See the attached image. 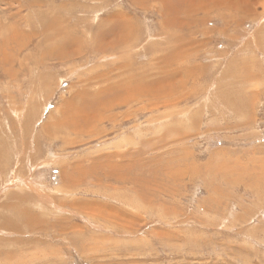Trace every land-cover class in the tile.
I'll return each mask as SVG.
<instances>
[{
	"label": "rangeland",
	"instance_id": "obj_1",
	"mask_svg": "<svg viewBox=\"0 0 264 264\" xmlns=\"http://www.w3.org/2000/svg\"><path fill=\"white\" fill-rule=\"evenodd\" d=\"M0 264H264V0H0Z\"/></svg>",
	"mask_w": 264,
	"mask_h": 264
},
{
	"label": "bare ground",
	"instance_id": "obj_2",
	"mask_svg": "<svg viewBox=\"0 0 264 264\" xmlns=\"http://www.w3.org/2000/svg\"><path fill=\"white\" fill-rule=\"evenodd\" d=\"M163 4V3H162ZM167 4V3H166ZM162 6V5H161ZM18 7V6H17ZM161 10V9H160ZM112 27H110V29H113V28H116V30H122L120 27H114L113 25H111ZM124 26V25H123ZM126 28V27H125ZM125 30V29H124ZM129 31H131V30H129ZM127 33H129L127 30H125L123 33H121V35L122 34H127ZM131 33V32H130ZM122 37V36H121ZM128 37V36H127ZM130 37V36H129ZM125 40V39H124ZM128 41V40H127ZM108 43V42H107ZM121 45H126V42H123V41H121L120 42V44H119V47L118 48H124V47H122ZM112 47H114V46H112ZM128 49H130V48H128ZM121 50V49H120ZM124 51V50H123ZM124 53V52H123ZM127 64V63H126ZM122 65V64H121ZM124 66H126V65H124ZM120 67H122V66H120ZM127 67H128V69H129V71H131L130 69H131V63L129 64V65H127ZM115 68V67H114ZM125 70H127V68L125 69ZM110 71V70H109ZM113 71V70H112ZM111 71V72H112ZM128 71V70H127ZM134 72H135V70H134ZM136 74V73H135ZM105 76H107V74H104ZM97 76L98 75H96L95 77L97 78ZM102 76H103V74H102ZM117 76H118V74H117ZM95 78V79H96ZM98 78H99V76H98ZM97 78V79H98ZM128 78H130V80L128 81L127 79ZM133 80H134V76L132 77L131 76V74H130V76H127L126 75V78H124L123 80H122V82H118L117 83V85H115V83H114V85H112V87L113 88H116V89H118V90H121L122 88H123V90H121V92L123 93H127V95H128V92H131L132 91V89L133 88H131L130 89V87H132V83L133 84H135L134 82H133ZM90 82V81H89ZM97 83V82H96ZM101 83V82H100ZM90 84L92 85V83L90 82ZM87 85V84H86ZM85 85V86H86ZM127 86V89L125 88ZM87 87H88V85H87ZM120 87H122L121 89H120ZM158 87V86H157ZM87 89H90V88H87ZM86 89V91H87V94H88V92H89V95H90V91L89 90H87ZM94 89V88H93ZM92 88H91V90H93ZM130 89V90H129ZM95 91V90H94ZM85 92V91H84ZM99 94V90L98 91H96V95H98ZM76 95H78V97H79V94H76ZM95 95V96H96ZM71 98H73V96L71 97ZM77 100L79 101V98H77ZM130 100H131V98H130ZM73 101V100H72ZM74 101H76L75 99H74ZM121 101H125V98H123ZM77 103V102H76ZM182 114V113H181ZM180 114V115H181ZM49 191V190H48ZM50 192V191H49ZM52 196V195H51ZM34 200V199H33Z\"/></svg>",
	"mask_w": 264,
	"mask_h": 264
}]
</instances>
